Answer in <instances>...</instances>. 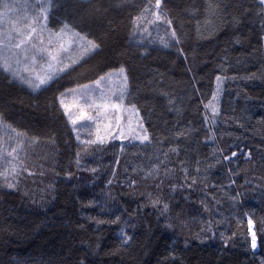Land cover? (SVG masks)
Returning <instances> with one entry per match:
<instances>
[{
    "label": "trees",
    "instance_id": "16d2710c",
    "mask_svg": "<svg viewBox=\"0 0 264 264\" xmlns=\"http://www.w3.org/2000/svg\"><path fill=\"white\" fill-rule=\"evenodd\" d=\"M92 2L101 11L89 15L88 5L81 4L77 30L101 47L86 61L38 92L0 72V117L24 134L20 155L27 169L18 170L13 188L0 177V264H260L264 17L258 0H212L219 15L207 17L208 23L210 0H163L178 44L162 22V37L150 29L133 34L132 17L154 0H123L120 7L118 0ZM62 18V10L53 8L50 26L57 29ZM161 38L169 41L167 47ZM120 66L128 76V100L137 105L151 142L81 151L59 94ZM251 74L255 78H246ZM217 75L220 108L212 123L204 105L216 91ZM153 164L159 174L149 176ZM0 166L6 167L3 161ZM149 194L168 204L167 213L148 203ZM116 216L120 220L111 222ZM121 228L132 237L127 244Z\"/></svg>",
    "mask_w": 264,
    "mask_h": 264
},
{
    "label": "snow or ice",
    "instance_id": "6c2138e0",
    "mask_svg": "<svg viewBox=\"0 0 264 264\" xmlns=\"http://www.w3.org/2000/svg\"><path fill=\"white\" fill-rule=\"evenodd\" d=\"M123 0H118L116 7H120ZM163 0H154L146 6H141L138 13L132 17V32L149 33V26L162 22L168 26V31L172 40L178 44L176 30L172 27V20L168 18ZM81 4L88 5L84 13L91 15L101 11L92 0H39L38 3L29 5L27 3H8L6 0H0V72L7 75L10 81H17L26 85L33 91L61 77L62 74L70 72L81 62L86 61L101 45L95 39L77 30V25L83 22V14L79 12ZM259 12L264 17V0H258ZM53 8L62 10V19L57 29L48 26L49 15ZM219 5L212 0L206 7L207 17H216L219 15ZM71 14L69 21L67 16ZM238 18L233 17V23H238ZM215 30V29H213ZM47 33V35H45ZM150 34V33H149ZM161 43L165 47L169 41L161 38ZM114 73L118 76L120 84L117 89L108 86ZM264 75V74H262ZM246 78H255L251 74ZM217 89L212 93V98L204 105L205 109H210L212 113V123H215V117L218 113L217 96L221 91L220 84L222 77L216 76ZM128 76L124 66L109 71L96 79L87 83H77L73 88H66L59 94L58 101L60 107L64 109L65 115L71 123L72 131L76 133V139L84 147L81 151L87 152L89 146H102L111 140H124L129 138L144 142H151L148 129L144 127L143 118L139 115L137 105L128 100L127 90ZM172 101L169 100V103ZM207 119V117H206ZM87 120L91 122L90 126H77L79 121ZM264 123V118H261ZM10 130L8 136L9 143L0 137V161H3L6 167L0 166V177L5 178L8 188L16 186L15 178L19 175L18 170H27L23 168V158L20 153L24 151L23 133L18 132L11 125H6L3 118L0 117V129ZM87 132V138L82 139L80 133ZM211 131V129H209ZM183 133L177 132L179 136ZM212 137L210 136L209 139ZM123 148V145L121 146ZM173 152L176 148L171 149ZM166 156V153H161ZM231 157H236L235 151L231 152ZM246 159L251 158V153H244ZM223 159L230 161L229 156H223ZM159 161V156H157ZM219 162V161H217ZM80 163V151L76 153V164ZM195 171L200 172L199 161L196 162ZM207 167H211L208 165ZM95 172V169H89ZM186 178H188L187 168L184 169ZM233 175L239 174L238 170L229 169ZM159 168L153 164L147 175H158ZM167 174V170H165ZM71 175V173H67ZM11 177V179H8ZM192 183H196V178L191 177ZM112 181L109 180L110 184ZM230 184L235 183L229 180ZM247 183V181H246ZM131 184H135L132 181ZM191 187V184L188 185ZM240 193H237L239 196ZM148 203L157 208L163 215L168 211V204L163 203L159 197L148 195ZM233 200L236 197H232ZM167 220V217H165ZM120 220L119 216L111 222ZM104 220L97 219L96 223H104ZM251 228L253 223L249 218L247 221ZM172 227L171 224L167 225ZM211 228L209 227V231ZM120 238L123 244L131 241L132 237L123 228L120 230ZM257 247V237L255 232L251 233V248ZM83 264V261H81ZM264 264V260L260 261Z\"/></svg>",
    "mask_w": 264,
    "mask_h": 264
},
{
    "label": "rangeland",
    "instance_id": "374dc122",
    "mask_svg": "<svg viewBox=\"0 0 264 264\" xmlns=\"http://www.w3.org/2000/svg\"><path fill=\"white\" fill-rule=\"evenodd\" d=\"M6 2H8V3H21V2H23V3H27V4H29V5H33V4H36V3H38L39 2V0H6ZM49 22H50V15H49V21H48V26L50 27V28H52V29H56V28H54L53 26H50V24H49ZM159 25H161V22H157L156 24H153V25H150L149 26V29H150V31H151V35H153V36H155V35H157V36H159V35H161V37H162V32H161V29L159 30ZM159 30V31H158ZM144 34H146V33H144ZM148 34V33H147ZM45 35H47V33H45ZM96 52V51H95ZM94 52V53H95ZM93 53V54H94ZM111 71H113V70H111ZM63 75V74H62ZM17 82V81H16ZM19 83V82H18ZM51 83V82H50ZM49 83V84H50ZM49 84H47V85H49ZM119 84H120V80H119V78H118V76L114 73V75H113V77H112V80L109 82V84H108V86L109 87H111L112 89H117L118 88V86H119ZM21 85H23V84H21ZM47 85H45V86H47ZM30 92H38V91H40L41 89H43L45 86H43V87H41L39 90H37V91H33L32 89H30V88H28L26 85H24ZM217 89V88H216ZM127 90H128V92H129V88H128V82H127ZM220 96H221V94L219 93L218 94V96H217V102L219 101V98H220ZM127 99H128V97H127ZM220 108V105L218 104V109ZM64 110V109H63ZM207 110V113H208V115L210 116V117H212V113H211V111H210V109H206ZM139 115H140V113H139ZM68 117V116H67ZM141 117V116H140ZM90 124H91V122H89V121H87V120H82V121H79L78 122V125L77 126H81V125H83V126H85V127H88V126H90ZM144 124V123H143ZM73 127V126H72ZM145 127V126H144ZM149 133V132H148ZM76 134V133H75ZM10 135V132L9 131H7V129L6 128H4V129H0V137H2L3 139H4V141H5V145L7 146V144L9 143V141H8V136ZM80 135H81V138L82 139H86L87 138V132L85 131V132H81L80 133ZM129 135V138L128 139H124V140H111V141H109L108 143H105L104 145H109V144H111V143H119L118 145L120 146L121 144H123V143H130V144H132V143H137V144H143V143H141L140 141H137V140H134V139H131V134L129 133L128 134ZM149 137H150V135H149ZM151 141V140H150ZM80 143V142H79ZM144 143H149V142H144ZM121 154L120 153H118L117 154V159L119 158V156H120ZM21 156V155H20ZM22 157V156H21ZM84 168L86 167V165L84 164V165H82ZM83 170H85V169H83ZM86 171H88V170H86ZM93 172V171H92ZM100 174H101V172L100 171H98V170H95V172H93V175L95 176V178H99L100 177ZM249 232H253V227H252V225H251V228L249 229ZM255 249H257V247L255 248ZM255 249H253V250H255Z\"/></svg>",
    "mask_w": 264,
    "mask_h": 264
}]
</instances>
